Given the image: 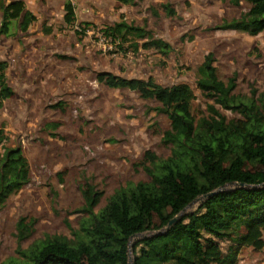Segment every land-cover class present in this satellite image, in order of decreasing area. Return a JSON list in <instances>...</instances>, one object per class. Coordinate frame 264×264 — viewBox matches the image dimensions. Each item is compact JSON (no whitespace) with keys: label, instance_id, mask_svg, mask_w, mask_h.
<instances>
[{"label":"rangeland","instance_id":"obj_1","mask_svg":"<svg viewBox=\"0 0 264 264\" xmlns=\"http://www.w3.org/2000/svg\"><path fill=\"white\" fill-rule=\"evenodd\" d=\"M20 1L36 20L26 32L19 29L22 20L13 22L3 34L0 14V62L7 64L6 80L14 92L0 108V130L7 147L22 149L30 182L0 209V264L19 257L16 227L21 219L29 231L20 243L22 250L53 237L72 241L86 217L81 194L85 185L102 193L97 212L117 189L150 180L143 170L146 151L161 159L170 156L169 147L162 142L170 124L157 111L159 105L129 90L107 88L96 80L99 73L125 79L152 78L165 87L186 84L195 96L191 111L196 121L212 116L210 106L232 119L236 117L233 112L205 98L196 85L198 68L205 56L212 54L219 79H235V96L250 98L252 89L257 91L256 97L264 96V32L250 36L219 29L246 12L244 3ZM66 2L73 8L72 24L65 22ZM120 22L144 29L155 40L167 43L170 52L167 56L154 49L135 52L131 42L119 40L111 50L97 47L93 42L96 31ZM201 202L182 215L196 210ZM240 221V235H244L248 219ZM153 233L137 235L130 247ZM131 255L129 251L130 259ZM221 261L264 264V247H243Z\"/></svg>","mask_w":264,"mask_h":264},{"label":"trees","instance_id":"obj_2","mask_svg":"<svg viewBox=\"0 0 264 264\" xmlns=\"http://www.w3.org/2000/svg\"><path fill=\"white\" fill-rule=\"evenodd\" d=\"M117 1L135 5L143 0ZM229 2L233 6L244 3L247 10L220 30L250 36L264 32V0ZM165 9L172 14L168 6ZM64 11L65 22L72 24L70 2L65 3ZM0 14L3 34L19 20V29L26 32L36 20L20 0L8 4L0 0ZM102 31L113 41L131 42L135 52L140 48L154 49L164 56L170 52L167 43L125 22ZM140 41L144 42L139 45ZM6 69L7 64L0 62V108L14 94L7 84ZM96 80L107 88L129 90L159 105L157 111L170 124L162 141L169 147L170 156L161 159L146 151L143 170L150 180L117 189L97 212L102 193L85 185L81 194L86 217L72 241L53 237L22 250L20 243L29 231L21 219L16 227L19 257L7 264H228L221 260L243 247L262 250L264 96L256 97L254 89L250 98L235 96V79H219L212 54L205 56L198 68L197 88L205 98L233 112L235 118L228 119L210 106L212 116L196 121L191 111L195 96L186 84L165 87L152 78L125 79L110 73H99ZM5 142L0 130V209L30 182L22 149L7 147ZM207 195L196 210L182 215L189 204ZM246 217V232L240 235L238 225ZM175 218L176 222L169 225ZM151 231L155 233L130 247L137 235Z\"/></svg>","mask_w":264,"mask_h":264},{"label":"built area","instance_id":"obj_3","mask_svg":"<svg viewBox=\"0 0 264 264\" xmlns=\"http://www.w3.org/2000/svg\"><path fill=\"white\" fill-rule=\"evenodd\" d=\"M77 31L82 33L84 30L77 29ZM88 33H90V32H88ZM93 42L96 44L97 47H100V48H102V50H105V51L111 50L112 45L114 43V41L110 37L106 36L101 29L96 31L95 37L93 38Z\"/></svg>","mask_w":264,"mask_h":264},{"label":"water","instance_id":"obj_4","mask_svg":"<svg viewBox=\"0 0 264 264\" xmlns=\"http://www.w3.org/2000/svg\"><path fill=\"white\" fill-rule=\"evenodd\" d=\"M208 196H210V195H207V196H205V197H202V198H199V199L193 201L191 204L188 205L187 208H189L191 205H193V204H195V203H197V202H199V201H201V200H204V199L207 198ZM177 219H178V218L173 219V220L169 223V225H172L173 223H175Z\"/></svg>","mask_w":264,"mask_h":264}]
</instances>
